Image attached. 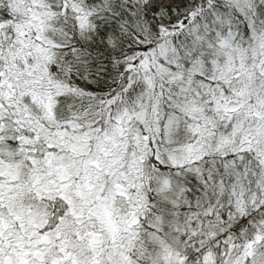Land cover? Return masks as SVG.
Listing matches in <instances>:
<instances>
[{
	"label": "snow or ice",
	"instance_id": "6c2138e0",
	"mask_svg": "<svg viewBox=\"0 0 264 264\" xmlns=\"http://www.w3.org/2000/svg\"><path fill=\"white\" fill-rule=\"evenodd\" d=\"M0 264H264V0H0Z\"/></svg>",
	"mask_w": 264,
	"mask_h": 264
}]
</instances>
